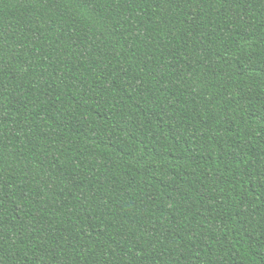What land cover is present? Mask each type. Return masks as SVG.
Returning a JSON list of instances; mask_svg holds the SVG:
<instances>
[{"label": "trees", "instance_id": "obj_1", "mask_svg": "<svg viewBox=\"0 0 264 264\" xmlns=\"http://www.w3.org/2000/svg\"><path fill=\"white\" fill-rule=\"evenodd\" d=\"M0 264H264V0H0Z\"/></svg>", "mask_w": 264, "mask_h": 264}]
</instances>
